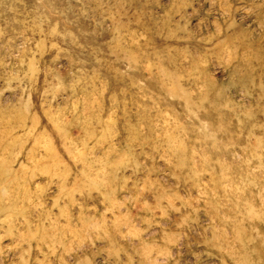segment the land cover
Wrapping results in <instances>:
<instances>
[{
	"label": "rangeland",
	"instance_id": "rangeland-1",
	"mask_svg": "<svg viewBox=\"0 0 264 264\" xmlns=\"http://www.w3.org/2000/svg\"><path fill=\"white\" fill-rule=\"evenodd\" d=\"M0 264H264V0H0Z\"/></svg>",
	"mask_w": 264,
	"mask_h": 264
}]
</instances>
